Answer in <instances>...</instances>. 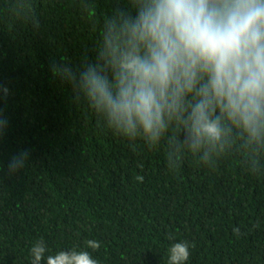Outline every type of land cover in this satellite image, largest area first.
<instances>
[{"label":"trees","instance_id":"1","mask_svg":"<svg viewBox=\"0 0 264 264\" xmlns=\"http://www.w3.org/2000/svg\"><path fill=\"white\" fill-rule=\"evenodd\" d=\"M33 2L35 30L0 9V167L29 155L15 176L0 173V264H32L38 240L100 264H167L176 240L192 244L187 264H264V176L231 154L210 167L189 155L169 170L162 147L114 134L53 76L61 60H95L99 25L126 0Z\"/></svg>","mask_w":264,"mask_h":264},{"label":"clouds","instance_id":"2","mask_svg":"<svg viewBox=\"0 0 264 264\" xmlns=\"http://www.w3.org/2000/svg\"><path fill=\"white\" fill-rule=\"evenodd\" d=\"M0 9L41 27L33 0H0ZM51 70L114 134L162 147L169 170L189 155L210 167L231 154L243 170L264 176V0H126L99 25L95 60L79 68L61 60ZM6 125L0 114V132ZM28 161L21 151L0 173L15 176ZM191 247L174 241L167 264H187ZM30 258L100 264L87 249L49 253L43 240L32 245Z\"/></svg>","mask_w":264,"mask_h":264}]
</instances>
